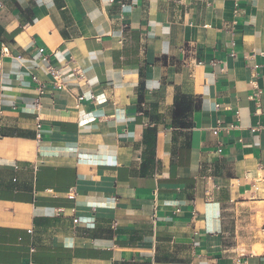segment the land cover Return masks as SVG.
Wrapping results in <instances>:
<instances>
[{"label":"crops","instance_id":"0c3cea01","mask_svg":"<svg viewBox=\"0 0 264 264\" xmlns=\"http://www.w3.org/2000/svg\"><path fill=\"white\" fill-rule=\"evenodd\" d=\"M0 57V264H264V0H0Z\"/></svg>","mask_w":264,"mask_h":264},{"label":"built area","instance_id":"2783aa9c","mask_svg":"<svg viewBox=\"0 0 264 264\" xmlns=\"http://www.w3.org/2000/svg\"><path fill=\"white\" fill-rule=\"evenodd\" d=\"M123 3V2H122ZM4 53H8L7 51H5ZM53 69V68H52ZM2 74H3V59L0 57V79L2 78ZM60 75H59V72L55 70V77L58 78ZM35 77V76H34ZM35 79H37L35 77ZM260 92V91H259ZM252 98H254V95L251 96ZM37 106H39V101H37ZM239 116V113H237V118ZM236 125L235 124H232L231 126H229L228 128H235ZM222 127L221 126H218L216 128V130H220ZM254 187L256 189H258V186L257 185H254ZM234 264H247L246 262L244 261H241V259H237Z\"/></svg>","mask_w":264,"mask_h":264},{"label":"trees","instance_id":"16d2710c","mask_svg":"<svg viewBox=\"0 0 264 264\" xmlns=\"http://www.w3.org/2000/svg\"><path fill=\"white\" fill-rule=\"evenodd\" d=\"M187 110H189V105L184 101H179V97L177 96V100L175 103V116L178 118Z\"/></svg>","mask_w":264,"mask_h":264}]
</instances>
